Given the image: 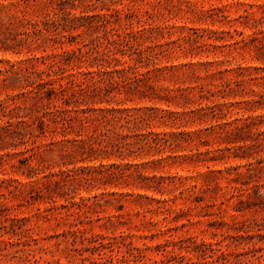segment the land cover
<instances>
[{
  "label": "rangeland",
  "instance_id": "rangeland-1",
  "mask_svg": "<svg viewBox=\"0 0 264 264\" xmlns=\"http://www.w3.org/2000/svg\"><path fill=\"white\" fill-rule=\"evenodd\" d=\"M0 264H264V0H0Z\"/></svg>",
  "mask_w": 264,
  "mask_h": 264
},
{
  "label": "trees",
  "instance_id": "trees-1",
  "mask_svg": "<svg viewBox=\"0 0 264 264\" xmlns=\"http://www.w3.org/2000/svg\"><path fill=\"white\" fill-rule=\"evenodd\" d=\"M60 88H61V89H63V88H64V86L60 85Z\"/></svg>",
  "mask_w": 264,
  "mask_h": 264
}]
</instances>
